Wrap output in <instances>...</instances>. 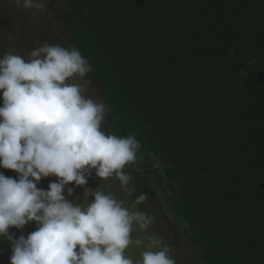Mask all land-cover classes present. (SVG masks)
Segmentation results:
<instances>
[{"label":"trees","instance_id":"16d2710c","mask_svg":"<svg viewBox=\"0 0 264 264\" xmlns=\"http://www.w3.org/2000/svg\"><path fill=\"white\" fill-rule=\"evenodd\" d=\"M62 2L53 43L87 59L104 130L135 135L202 264H264V0Z\"/></svg>","mask_w":264,"mask_h":264},{"label":"clouds","instance_id":"9594fccd","mask_svg":"<svg viewBox=\"0 0 264 264\" xmlns=\"http://www.w3.org/2000/svg\"><path fill=\"white\" fill-rule=\"evenodd\" d=\"M25 10L45 11L43 0H14ZM87 59L76 47L44 41L28 58L8 51L0 58V240L11 246L9 264H176L170 247L148 234L133 238L134 225L147 230L153 217L112 194L86 187L94 172L99 180L115 177L129 194L131 175L123 171L137 159L135 135L106 132L110 109L88 94ZM55 177L47 189L42 178ZM74 185L82 202L68 200ZM91 196V202L88 197ZM36 230L18 238L10 228L29 223ZM144 247L138 260L125 254Z\"/></svg>","mask_w":264,"mask_h":264},{"label":"rangeland","instance_id":"374dc122","mask_svg":"<svg viewBox=\"0 0 264 264\" xmlns=\"http://www.w3.org/2000/svg\"><path fill=\"white\" fill-rule=\"evenodd\" d=\"M62 1L64 0H43L46 6L45 11L43 13H37L35 10H25L22 7H16L14 0H0V42L2 41L0 44V58H2L4 53L13 51L27 59L29 52L33 48L39 46L40 43L47 41L49 44H54L53 38L63 29L61 26L63 22L58 18L62 11ZM63 36L61 40L64 42H61V45L64 47H71L69 44L67 46L65 43V41L69 39V35L64 34ZM142 159H140L138 166L130 162L132 163L131 166L130 163H128L124 167L126 168L125 170L129 171L127 174L130 173L129 175L133 177V172L135 177L139 179V182L136 184H131L134 182V180H131L129 187L134 188L136 185L140 187L142 191L140 189L137 190L135 187V192L129 194L121 186L118 187L117 190L113 186L109 187V190L105 189V187L102 186V182H94L96 181L93 180L96 178L94 172L91 175L95 178H89L86 187L91 189L98 188V190L105 191L106 194H112L118 200L124 201L125 206L129 208L132 207V204L139 194L145 193L147 199L137 204L136 207L139 211L152 216L154 218L153 224L147 230H139L138 227L134 225L135 230L132 233L133 238H144L148 234L155 235L161 238L164 243L170 247V255L176 261V264H202L199 253L197 249L190 244L183 225L181 227L173 222L175 219L172 217L173 214L170 211L168 194L162 186V179L158 177L157 181H152L150 177H148L149 174L146 173V170L142 168V162L145 160ZM4 174L12 178H17L16 173L12 174L9 172V174H6V172H4ZM55 179V177L42 178L38 187L47 189L48 184ZM67 187H73L74 191L71 196H67V190H65L66 198L68 200L76 199L78 203L82 202L84 189L75 187L74 185H68ZM158 187H160L163 193L160 191V193L158 192ZM91 200L92 197L89 196L88 201L91 202ZM35 230L36 225L30 222L25 225L23 229L13 234L16 238L20 235L26 237ZM9 233L11 234L12 232L9 231ZM2 250L5 251V247H3ZM7 250L10 254L5 262L9 264L11 256V246L9 243ZM144 250V247L137 248L135 245H132L125 250V254L135 261L140 258V254Z\"/></svg>","mask_w":264,"mask_h":264},{"label":"flooded vegetation","instance_id":"af4514ba","mask_svg":"<svg viewBox=\"0 0 264 264\" xmlns=\"http://www.w3.org/2000/svg\"><path fill=\"white\" fill-rule=\"evenodd\" d=\"M149 171H150V170H149ZM149 171H148V172H149ZM148 172H146V173H148Z\"/></svg>","mask_w":264,"mask_h":264}]
</instances>
